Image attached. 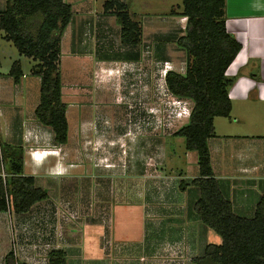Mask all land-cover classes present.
Instances as JSON below:
<instances>
[{"label": "rangeland", "instance_id": "374dc122", "mask_svg": "<svg viewBox=\"0 0 264 264\" xmlns=\"http://www.w3.org/2000/svg\"><path fill=\"white\" fill-rule=\"evenodd\" d=\"M104 1L93 0L105 17L102 27L83 31L86 17L78 13L61 39L59 70L62 99L67 104V143L55 146L50 129L36 123L45 145L54 146L46 151L58 158L56 165H45V174L38 175L36 185L46 189L48 197L36 206L60 205L54 219L50 211L28 218V241H35L37 228L38 237L47 231L40 226L47 228L53 221L54 227L62 229L71 220L76 236L87 243L100 235H112L127 252L132 250L130 244L151 235L150 214L157 215L154 219L160 227L169 221L173 225L175 214L180 213L179 204L185 205L183 213L188 215L187 209L193 212L198 195V189L188 184L197 174V156L187 154L184 138L174 135L187 123L192 102L174 97L164 80L166 71L184 73L188 63L185 51L176 43L184 33L186 18L181 15L182 0H126L131 20L141 27L138 44L130 46L121 41L116 15L104 12ZM2 7L5 5L0 4ZM2 34L0 52L7 59L18 50ZM22 59L21 71L36 84L29 92L39 95V76L29 73L35 62ZM9 112L14 130L18 109L13 107ZM13 135V140L19 139ZM18 146L23 158L32 151L38 155L44 152ZM181 180L188 184L184 189L179 187ZM13 215L5 216L0 251L12 237ZM199 226L204 230L197 231V241L220 243L215 232L201 223ZM157 234L164 233L159 230Z\"/></svg>", "mask_w": 264, "mask_h": 264}, {"label": "trees", "instance_id": "16d2710c", "mask_svg": "<svg viewBox=\"0 0 264 264\" xmlns=\"http://www.w3.org/2000/svg\"><path fill=\"white\" fill-rule=\"evenodd\" d=\"M102 6L104 12L116 15L122 43L137 45L141 27L131 20L126 0H105ZM72 14L71 5L64 0H6L0 11L3 38L35 62L31 72L39 76L40 86L34 117L50 129L55 146L68 140L59 58L61 39ZM181 15L186 22L176 43L185 51L188 63L184 73L166 71L164 80L174 97L192 102L187 123L174 135L183 137L185 150L197 155L198 175L188 183L199 192L193 210L201 223L220 237L219 244H206L202 255L192 262L264 264V194L252 217L236 215L218 188L207 147V138L213 135V119L227 117L231 110L228 91L234 80L225 72L241 44L225 28V0H182ZM9 74L19 82L22 71L18 61L12 63ZM22 170V149L0 143V212L25 213L48 197L46 189L37 186L33 176L23 175ZM188 184L181 180L179 187L184 189ZM5 264L26 263L16 261L10 251ZM47 264H67L65 252L50 250Z\"/></svg>", "mask_w": 264, "mask_h": 264}, {"label": "crops", "instance_id": "0c3cea01", "mask_svg": "<svg viewBox=\"0 0 264 264\" xmlns=\"http://www.w3.org/2000/svg\"><path fill=\"white\" fill-rule=\"evenodd\" d=\"M64 1L71 5L73 12L69 26H72L74 15L78 13L86 17V22L81 26L83 31L86 27L103 26L102 20L105 17L102 18L101 10L94 7L93 0ZM5 2L6 0H0L1 6ZM225 17V28L235 36L241 49L225 72L228 77L234 78L228 91L230 116L213 119V135L207 138V147L211 169L221 194L230 202L236 215L250 218L264 194V0H225ZM3 36L4 33L2 38ZM22 58L29 57L17 51L6 59L0 52V143L17 147L21 145L38 151L41 149L43 152L42 150L54 146H46L41 139L43 136L37 130L39 125L36 124L38 122L34 117V109L39 95L29 92V89L34 90L36 87L35 80L25 71L19 82L15 83L9 74L12 63L18 61L21 64L24 60ZM31 69L29 73H32ZM24 90L27 91L26 94L22 92ZM16 103L17 106H14ZM13 107L18 109L14 130L11 128L13 116L9 112ZM14 133L19 135L18 140H13ZM187 152L189 154L194 151ZM45 156L40 161L44 157L41 154H24L23 175L25 171H29L26 175L33 176L35 184L40 172L45 174V165L53 163V166L57 163L58 158L54 153L48 152ZM198 196L199 192L197 198ZM58 205L60 204L37 207L35 204L25 213L10 210L0 212V231L4 226L5 216L14 213L11 217V230L8 228L12 237L7 242L8 246L0 251V264H5V255L10 251L19 263L47 264V253L52 249L63 250L67 264H88V261L90 264H194L192 259L201 256L206 245L202 239L197 241V231L204 230L199 226L201 221L194 210L192 212L187 209L190 216L183 213V203L179 204L180 209L177 211L180 213L176 211L179 215L175 214L173 225L169 221L164 227H160L161 223L154 219L157 215L150 214L149 217L153 218L148 223L151 235H144L140 241L130 244L132 250H126L127 252L124 251L123 244L114 241L112 235H100L87 243L81 236H76V231L70 227L71 220L67 226L63 225V230L54 227L53 221L47 228L40 226V229L47 231L38 237L37 228L35 241H28V218L34 215L35 219L43 212L50 211L54 219ZM35 209L39 211L36 212ZM60 210H63V206ZM159 230L164 234H157Z\"/></svg>", "mask_w": 264, "mask_h": 264}, {"label": "built area", "instance_id": "2783aa9c", "mask_svg": "<svg viewBox=\"0 0 264 264\" xmlns=\"http://www.w3.org/2000/svg\"><path fill=\"white\" fill-rule=\"evenodd\" d=\"M165 73V72H164ZM178 101V103H180V101L179 100H177ZM189 116V115H188ZM31 155H38V152L37 151H33L32 153H31ZM2 176L4 177V174L2 173Z\"/></svg>", "mask_w": 264, "mask_h": 264}, {"label": "flooded vegetation", "instance_id": "af4514ba", "mask_svg": "<svg viewBox=\"0 0 264 264\" xmlns=\"http://www.w3.org/2000/svg\"><path fill=\"white\" fill-rule=\"evenodd\" d=\"M121 123H122V122H121ZM86 137H87V138L89 137V133H88V131H87ZM89 138H90V137H89Z\"/></svg>", "mask_w": 264, "mask_h": 264}, {"label": "bare ground", "instance_id": "6f19581e", "mask_svg": "<svg viewBox=\"0 0 264 264\" xmlns=\"http://www.w3.org/2000/svg\"><path fill=\"white\" fill-rule=\"evenodd\" d=\"M44 152L48 153L49 151L44 150ZM46 153H45V154H46ZM52 153H53V152H52ZM50 154H51V152H50ZM42 155H43V154H42Z\"/></svg>", "mask_w": 264, "mask_h": 264}]
</instances>
